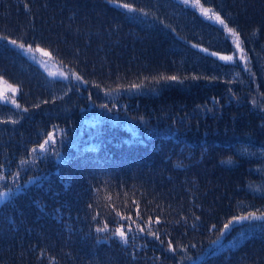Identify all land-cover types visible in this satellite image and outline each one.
Instances as JSON below:
<instances>
[{"label":"trees","instance_id":"trees-1","mask_svg":"<svg viewBox=\"0 0 264 264\" xmlns=\"http://www.w3.org/2000/svg\"><path fill=\"white\" fill-rule=\"evenodd\" d=\"M0 79V264H264V0H0Z\"/></svg>","mask_w":264,"mask_h":264},{"label":"snow or ice","instance_id":"snow-or-ice-1","mask_svg":"<svg viewBox=\"0 0 264 264\" xmlns=\"http://www.w3.org/2000/svg\"><path fill=\"white\" fill-rule=\"evenodd\" d=\"M188 2H189V0H184V3L185 4H188ZM120 7H123V8H127L128 9V11H134V9H132L128 4H121V5H119ZM27 7V6H26ZM211 10L210 9H202V12H203V14L205 15V16H208V13L210 12ZM210 18H212V17H210ZM214 19L215 20H217L220 24H224V20H222L221 18H220V16H218V15H215L214 16ZM224 27H225V29L231 34V35H233V36H237V34H236V32L234 31V30H232V29H230V28H228V26L225 24L224 25ZM10 43H12V44H15L16 42L15 41H10ZM236 46H237V48L239 49L240 48V41H239V37L237 36V41H236ZM212 55H215V53H212ZM222 60H228V61H231L232 60V57L231 56H227V57H225V56H222V57H220ZM77 79H79V78H77ZM161 79H168V80H176V77L175 76H170V77H161ZM133 87H135V85H133ZM49 139H51V135H49ZM45 143H47V141H45ZM40 148H41V150H44V145L42 144V145H40ZM0 179H2V177H0ZM3 194H0V196H2ZM249 217H251L252 219H264V216H255V214H253V213H249L248 214V216H242V217H239V218H237L236 219V222H240V221H242V220H247V219H249ZM233 223V221H229V223H227V224H225L224 225V228L225 229H228L229 228V226H230V224H232ZM104 229H100V228H98L97 229V231L99 232V231H103ZM118 231V234L121 236V238L122 239H124V233L123 232H120L119 230H117Z\"/></svg>","mask_w":264,"mask_h":264},{"label":"rangeland","instance_id":"rangeland-1","mask_svg":"<svg viewBox=\"0 0 264 264\" xmlns=\"http://www.w3.org/2000/svg\"><path fill=\"white\" fill-rule=\"evenodd\" d=\"M33 59L49 75H57L56 69L50 63H48V61L36 56H34ZM5 88L6 87L5 84H3V80L0 79V101L3 100L9 102L10 92H7Z\"/></svg>","mask_w":264,"mask_h":264}]
</instances>
